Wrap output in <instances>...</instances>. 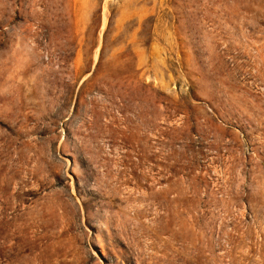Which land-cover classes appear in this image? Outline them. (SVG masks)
Listing matches in <instances>:
<instances>
[{
	"label": "rangeland",
	"instance_id": "rangeland-1",
	"mask_svg": "<svg viewBox=\"0 0 264 264\" xmlns=\"http://www.w3.org/2000/svg\"><path fill=\"white\" fill-rule=\"evenodd\" d=\"M0 264H264V0H0Z\"/></svg>",
	"mask_w": 264,
	"mask_h": 264
}]
</instances>
